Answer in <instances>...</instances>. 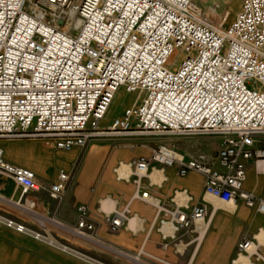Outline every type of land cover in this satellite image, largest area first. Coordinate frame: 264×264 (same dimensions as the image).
I'll list each match as a JSON object with an SVG mask.
<instances>
[{
  "label": "built area",
  "instance_id": "built-area-1",
  "mask_svg": "<svg viewBox=\"0 0 264 264\" xmlns=\"http://www.w3.org/2000/svg\"><path fill=\"white\" fill-rule=\"evenodd\" d=\"M197 6L196 0H0V143L39 140L69 151L112 137L204 144L219 137L213 153L187 155L174 143H158L151 162L175 166L180 175L200 173L205 196L241 201L264 214V199L242 187L245 162L264 160V0H241L227 26L225 16L216 24ZM120 89L135 99L103 126ZM129 166L140 191L149 161ZM0 175L22 193L41 187L32 170L5 160L1 145ZM68 181L58 171L50 196L61 195ZM135 196L161 215L156 229L164 242L179 245L180 230L204 223L206 206L190 207L184 190L166 207L147 190ZM76 212L74 232L87 237L93 228L87 208L79 205ZM128 215L126 205L105 221L117 230ZM0 223L66 249L44 225L34 230L1 214ZM254 248L245 239L238 254Z\"/></svg>",
  "mask_w": 264,
  "mask_h": 264
},
{
  "label": "crops",
  "instance_id": "crops-1",
  "mask_svg": "<svg viewBox=\"0 0 264 264\" xmlns=\"http://www.w3.org/2000/svg\"><path fill=\"white\" fill-rule=\"evenodd\" d=\"M157 140L112 137L69 151L44 142L25 147L0 143L5 160L32 170L41 185L39 190L22 193L11 179L0 175V214L34 230L44 225L66 248L42 243L0 223V264H264V214L241 201L231 204L205 196L200 173L180 175L175 166L151 162ZM179 141V150L187 155L206 152L200 139ZM140 158L152 168L139 177L140 191L147 190L166 207L171 206L175 192L184 190L191 197L190 207L206 206L201 228L176 234L179 245L167 240L164 246L156 229L161 215L135 196L140 191L129 164ZM60 170L69 175V181L64 192L52 198L48 188ZM242 187L264 199V160L245 162ZM79 205L86 206L85 219L93 224L87 237L74 232ZM126 205L125 224L112 230L105 215ZM245 239L253 240L255 248L239 255L238 245Z\"/></svg>",
  "mask_w": 264,
  "mask_h": 264
},
{
  "label": "rangeland",
  "instance_id": "rangeland-1",
  "mask_svg": "<svg viewBox=\"0 0 264 264\" xmlns=\"http://www.w3.org/2000/svg\"><path fill=\"white\" fill-rule=\"evenodd\" d=\"M198 3V8L199 5L202 7L200 8V11L204 14H210L212 22L218 24L223 21V18L225 16V22L224 26H227L231 20L234 18L236 12L239 9V5L241 0H218V6L216 7L214 11H210L209 8L207 7V4L205 2H201L199 0H196ZM229 12V15L226 13ZM179 60L178 55L176 56V61ZM135 99L134 94H127L124 92L123 89H120L114 99L113 102L110 106V111L106 115L105 119L102 120L101 124L104 126H108L111 121L113 120L114 117H117L118 115L121 114V112L124 110L126 106H129L133 100ZM183 141V140H182ZM194 141V140H191ZM219 137H210L204 140L205 142V149L206 152L213 153L214 151L217 150L219 147ZM43 141L39 140H5L2 141L1 143L4 144H13V145H22V146H29V145H42ZM158 143H164V144H171L174 143L178 148L180 146V141L176 138H163L161 140H157L156 144ZM140 264V263H136Z\"/></svg>",
  "mask_w": 264,
  "mask_h": 264
},
{
  "label": "bare ground",
  "instance_id": "bare-ground-1",
  "mask_svg": "<svg viewBox=\"0 0 264 264\" xmlns=\"http://www.w3.org/2000/svg\"><path fill=\"white\" fill-rule=\"evenodd\" d=\"M199 1H203L207 4V7L209 8L210 11H214L216 9V7L218 6V0H199ZM198 11H200V9L197 7ZM201 14H203L201 11H200ZM227 15H229V12L226 13ZM113 102V101H112ZM112 104V103H111ZM111 106V105H110ZM110 108V107H109ZM108 108V110L106 111V114L104 116V119L106 117V115L109 113L110 109ZM119 175L121 177H125L126 175H124V172L123 170H120L119 171ZM59 244V243H57ZM58 247V246H57Z\"/></svg>",
  "mask_w": 264,
  "mask_h": 264
}]
</instances>
